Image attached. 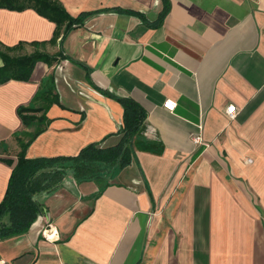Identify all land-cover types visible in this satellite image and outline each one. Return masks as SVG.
I'll return each instance as SVG.
<instances>
[{
  "label": "crops",
  "instance_id": "0c3cea01",
  "mask_svg": "<svg viewBox=\"0 0 264 264\" xmlns=\"http://www.w3.org/2000/svg\"><path fill=\"white\" fill-rule=\"evenodd\" d=\"M59 1L72 15L87 12L61 42L34 8L0 6V49L56 56L36 61L28 79L0 83V200L21 140L40 122L28 157L118 143L116 96L136 101L145 118L126 163L91 179L67 172L37 192L44 210L25 231L0 238V257L264 264V0H165L162 16L164 0ZM20 105L40 109L24 121ZM53 230L54 238L43 235Z\"/></svg>",
  "mask_w": 264,
  "mask_h": 264
},
{
  "label": "trees",
  "instance_id": "16d2710c",
  "mask_svg": "<svg viewBox=\"0 0 264 264\" xmlns=\"http://www.w3.org/2000/svg\"><path fill=\"white\" fill-rule=\"evenodd\" d=\"M0 6L13 9L34 8L39 14L55 23L51 39L55 40L61 33L60 42L72 27L83 22V18L87 14V12H81L72 15L59 0H0ZM167 8L168 5L164 0L160 16L166 12ZM0 55L3 58V64L0 65V83L10 78L28 79L36 61L50 62L56 58V56L41 51L9 55L0 49ZM116 98L122 104L123 113L122 123L118 129L121 137L115 145L100 147L96 142H90L73 155L28 157L25 154V148L42 129L41 122L27 140H21V149L16 155L5 193L0 200V238L25 231L29 227L45 208L43 203L35 197V194L57 187L63 174L70 172L78 180L105 176L104 174L112 166L123 165L130 159V142L145 118V111L128 96H116ZM39 109V107L31 105H20L18 112L24 121H28L33 117L27 112ZM41 118L47 119L43 113L38 116V121ZM6 214L8 219L4 220L3 217Z\"/></svg>",
  "mask_w": 264,
  "mask_h": 264
},
{
  "label": "built area",
  "instance_id": "2783aa9c",
  "mask_svg": "<svg viewBox=\"0 0 264 264\" xmlns=\"http://www.w3.org/2000/svg\"><path fill=\"white\" fill-rule=\"evenodd\" d=\"M164 104L166 106H169L170 109H173L175 102L167 100L164 102ZM236 111H237V108H236V105L234 103H229L225 107V114L228 116V118H232L235 115ZM193 141L197 142V143L203 142L202 136L200 134L194 135ZM250 160H251V158L247 157V161H250ZM49 229H51V226ZM55 234H56V230H53V231L49 232L48 234L43 231V235L48 239L54 238ZM0 264H8V262L4 258L0 257Z\"/></svg>",
  "mask_w": 264,
  "mask_h": 264
}]
</instances>
